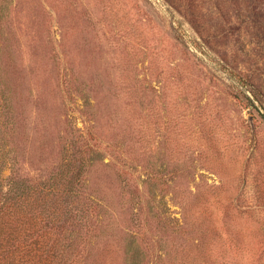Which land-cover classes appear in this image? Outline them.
Here are the masks:
<instances>
[{
	"label": "rangeland",
	"instance_id": "rangeland-1",
	"mask_svg": "<svg viewBox=\"0 0 264 264\" xmlns=\"http://www.w3.org/2000/svg\"><path fill=\"white\" fill-rule=\"evenodd\" d=\"M248 91L264 0H0V190L74 182L77 264H264Z\"/></svg>",
	"mask_w": 264,
	"mask_h": 264
},
{
	"label": "trees",
	"instance_id": "trees-1",
	"mask_svg": "<svg viewBox=\"0 0 264 264\" xmlns=\"http://www.w3.org/2000/svg\"><path fill=\"white\" fill-rule=\"evenodd\" d=\"M14 171L8 191L0 190V264H77L75 243L63 237L83 227V203L71 199L77 185L69 181L63 199L35 184L20 191Z\"/></svg>",
	"mask_w": 264,
	"mask_h": 264
},
{
	"label": "water",
	"instance_id": "water-1",
	"mask_svg": "<svg viewBox=\"0 0 264 264\" xmlns=\"http://www.w3.org/2000/svg\"><path fill=\"white\" fill-rule=\"evenodd\" d=\"M249 98L251 101L258 107V109L261 111L262 115L264 116V109L261 107V105L257 102V100L254 98V96L248 91L247 92Z\"/></svg>",
	"mask_w": 264,
	"mask_h": 264
}]
</instances>
